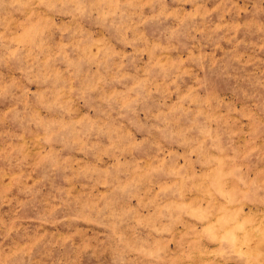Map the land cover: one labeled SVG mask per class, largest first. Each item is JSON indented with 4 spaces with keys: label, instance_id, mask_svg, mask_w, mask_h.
Masks as SVG:
<instances>
[{
    "label": "rangeland",
    "instance_id": "obj_1",
    "mask_svg": "<svg viewBox=\"0 0 264 264\" xmlns=\"http://www.w3.org/2000/svg\"><path fill=\"white\" fill-rule=\"evenodd\" d=\"M0 264H264V0H0Z\"/></svg>",
    "mask_w": 264,
    "mask_h": 264
},
{
    "label": "bare ground",
    "instance_id": "obj_2",
    "mask_svg": "<svg viewBox=\"0 0 264 264\" xmlns=\"http://www.w3.org/2000/svg\"><path fill=\"white\" fill-rule=\"evenodd\" d=\"M260 229V228H259Z\"/></svg>",
    "mask_w": 264,
    "mask_h": 264
}]
</instances>
